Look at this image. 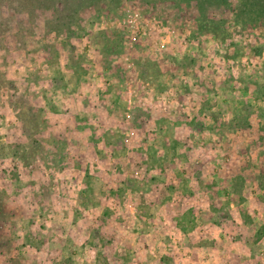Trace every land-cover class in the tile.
Masks as SVG:
<instances>
[{"label": "rangeland", "instance_id": "rangeland-1", "mask_svg": "<svg viewBox=\"0 0 264 264\" xmlns=\"http://www.w3.org/2000/svg\"><path fill=\"white\" fill-rule=\"evenodd\" d=\"M0 0V264H264V7Z\"/></svg>", "mask_w": 264, "mask_h": 264}, {"label": "trees", "instance_id": "trees-1", "mask_svg": "<svg viewBox=\"0 0 264 264\" xmlns=\"http://www.w3.org/2000/svg\"><path fill=\"white\" fill-rule=\"evenodd\" d=\"M192 1L195 2V4H194L195 6H197L198 4H202L201 2H204V1H206L208 3L210 2V0H188L189 3ZM211 1H213V0H211ZM69 3L71 5L72 0H69ZM252 5L255 7V11H257L258 14H261L262 13L261 9H263V7H264V0H252Z\"/></svg>", "mask_w": 264, "mask_h": 264}]
</instances>
